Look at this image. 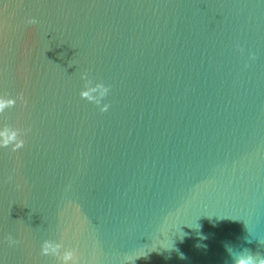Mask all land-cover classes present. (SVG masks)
Returning a JSON list of instances; mask_svg holds the SVG:
<instances>
[{
    "label": "water",
    "instance_id": "water-1",
    "mask_svg": "<svg viewBox=\"0 0 264 264\" xmlns=\"http://www.w3.org/2000/svg\"><path fill=\"white\" fill-rule=\"evenodd\" d=\"M229 247L264 258V0H0V264Z\"/></svg>",
    "mask_w": 264,
    "mask_h": 264
},
{
    "label": "clouds",
    "instance_id": "clouds-1",
    "mask_svg": "<svg viewBox=\"0 0 264 264\" xmlns=\"http://www.w3.org/2000/svg\"><path fill=\"white\" fill-rule=\"evenodd\" d=\"M215 226L216 225L214 224L213 227ZM186 235L187 234L185 233V235L182 238H180L181 242H183ZM196 246L203 247L204 245L197 244ZM176 250L179 251L178 249ZM228 250L229 252L233 254L234 264H264V258L257 260L255 256H253L246 250L244 252H233L230 247L228 248ZM180 258L184 259V256L182 253H180Z\"/></svg>",
    "mask_w": 264,
    "mask_h": 264
}]
</instances>
